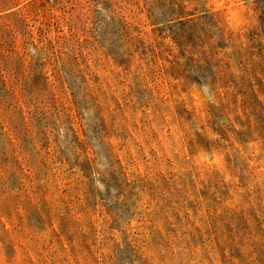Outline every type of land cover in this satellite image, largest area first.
Segmentation results:
<instances>
[{
	"label": "rangeland",
	"instance_id": "rangeland-1",
	"mask_svg": "<svg viewBox=\"0 0 264 264\" xmlns=\"http://www.w3.org/2000/svg\"><path fill=\"white\" fill-rule=\"evenodd\" d=\"M241 2L233 31L207 0H0L2 264H264V0Z\"/></svg>",
	"mask_w": 264,
	"mask_h": 264
},
{
	"label": "clouds",
	"instance_id": "clouds-1",
	"mask_svg": "<svg viewBox=\"0 0 264 264\" xmlns=\"http://www.w3.org/2000/svg\"><path fill=\"white\" fill-rule=\"evenodd\" d=\"M207 7L213 13H223L226 25L233 31H238L247 22L241 0H207ZM204 159L206 157L203 154L198 157V160Z\"/></svg>",
	"mask_w": 264,
	"mask_h": 264
}]
</instances>
